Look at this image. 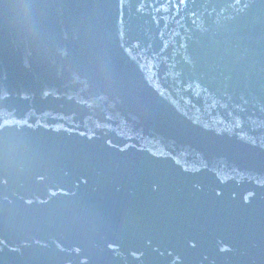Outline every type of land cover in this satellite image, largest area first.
Wrapping results in <instances>:
<instances>
[{
	"label": "water",
	"instance_id": "obj_1",
	"mask_svg": "<svg viewBox=\"0 0 264 264\" xmlns=\"http://www.w3.org/2000/svg\"><path fill=\"white\" fill-rule=\"evenodd\" d=\"M0 264H264V0H0Z\"/></svg>",
	"mask_w": 264,
	"mask_h": 264
}]
</instances>
